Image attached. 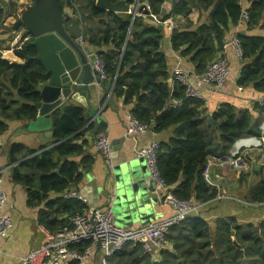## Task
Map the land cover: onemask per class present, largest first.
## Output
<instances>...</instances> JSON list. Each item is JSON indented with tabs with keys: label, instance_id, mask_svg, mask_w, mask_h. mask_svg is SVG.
Listing matches in <instances>:
<instances>
[{
	"label": "trees",
	"instance_id": "1",
	"mask_svg": "<svg viewBox=\"0 0 264 264\" xmlns=\"http://www.w3.org/2000/svg\"><path fill=\"white\" fill-rule=\"evenodd\" d=\"M58 1L69 15L65 27L70 35L82 38L105 61L107 82L114 83L111 101H121L144 124L155 121L158 134L173 129L172 137L161 143L157 158L159 171L173 193L196 204L215 199L218 191L207 183L204 170L209 159L222 160L229 156L241 138L262 137L258 125H252L250 111H239L224 103L208 115L204 102L186 99L184 89L170 82L167 57L161 48L163 32L145 15L133 17L107 11L97 6V0ZM111 1L134 5L137 0ZM165 1L149 0L153 16L162 15ZM21 2L0 4V27L10 17L19 19ZM194 9L199 10L200 18L206 16L205 22L196 28L189 20ZM245 12L247 20L243 18ZM178 16L184 17L185 22L173 30L171 45L197 75H202L211 62L223 56L231 28L244 23L245 31L238 33L245 56L237 85L252 87L264 96V36L253 34L257 29L264 31V0H180L171 6L163 21ZM14 54L24 63H11L0 55V135L8 130L9 121L31 122L37 118L36 103L41 99L38 86L47 80L43 64L36 59L38 52L32 37L16 48ZM173 98L182 100V107H170ZM255 109L264 116V105L257 104ZM210 119L215 129L210 126ZM87 124L83 106H66L53 115V139L59 143L55 148L37 154L38 151L23 144H15L10 150L13 182L26 188L29 207L45 204L48 212H41L39 223L52 233L68 225L66 215L71 217L87 210L79 201L49 199L51 193L72 190L81 180L80 166L72 159L85 154L76 142L94 130L93 125L87 127ZM82 144L89 147L87 140ZM64 158L69 161L61 164ZM84 160L83 165L89 168L92 159L86 154ZM56 170L58 174L53 173ZM251 202L264 203V178L254 190ZM165 241L166 246L152 254L146 253L141 245L128 243L108 261L111 264H264V219L242 224L236 217L226 216L218 218L212 228L206 219L193 214L173 226ZM87 246L71 249L83 251Z\"/></svg>",
	"mask_w": 264,
	"mask_h": 264
},
{
	"label": "crops",
	"instance_id": "2",
	"mask_svg": "<svg viewBox=\"0 0 264 264\" xmlns=\"http://www.w3.org/2000/svg\"><path fill=\"white\" fill-rule=\"evenodd\" d=\"M22 3L25 2H21L20 5H22ZM26 3L29 5L31 4V2ZM142 4L143 2H140V5ZM171 6L172 0H166L163 7L169 12ZM23 9L20 8L19 11H23ZM126 14L131 15L130 13ZM141 15L143 14L137 13V16ZM153 17L155 18L156 16ZM148 19L159 26L160 23L156 20L152 18ZM17 20L18 19L14 17H10L6 20L4 26L0 27V55L2 59L8 60L11 63L23 64L24 60L15 56L14 50L29 40L30 35L23 27L16 31L14 30V25ZM170 20L171 19L166 20L163 23L165 27L162 31L163 41L161 48L167 57L171 77L174 69L179 64L184 65L190 69L194 75H197L194 68L187 64V62L181 58L180 54L174 51L171 45V37L175 28L171 25ZM189 20L193 28H196L200 22H205L206 16L202 15L200 18L199 10L194 9ZM242 31H245L244 23L237 27H232L227 36L228 40ZM253 34L264 36V31L257 29L254 30ZM77 40L78 39H76V41ZM83 45L93 54L97 53L95 48L86 43H83ZM225 57L229 61L231 78L221 89H215L210 85L205 86L204 94L207 100V103H205L207 109L206 114L211 115L224 103L232 104L239 111L249 110L252 116V125H258V129L263 136L261 125L264 121V116L259 113V110L255 109V106L257 104L261 105V102H264V96L256 92L252 87L243 88L238 86L237 80L241 73L242 62L230 48L226 50ZM111 97H108L107 91L96 89L95 97L92 100V109L101 112L100 116L102 120L107 123L108 129L103 135L109 136L112 142H115L113 147L116 145L117 150L113 149L114 166L108 168L104 158L96 150L94 140L99 136H93L92 133L94 130L88 132L84 139H80L76 142L77 145L82 146L85 154L72 159V161L78 163L82 173L81 180L72 190L81 193L83 197L86 198L87 203L85 205L87 209L107 206L113 207V202L109 200L111 197L109 192L112 190V183H114L112 172H114L116 167H120L121 165L129 164L133 166L135 172L138 173L137 177H134L131 181L133 189L136 187L132 191L135 214L131 218L127 216L122 217L118 213L115 215L118 225L124 228L138 229L150 222L159 221L170 216L172 211L164 204L161 196L156 191H151V182L146 175V162L144 158L140 157V151L150 145L153 137L149 133L128 136L126 134V129L130 108L124 106L121 101L112 102ZM66 106L82 105L77 102H71L58 110ZM27 123L29 122L9 121L8 130L0 135L4 141V146L0 148V173L3 177L4 189L7 194V203L2 214L10 216L14 224L13 230L9 236L4 237L0 241L3 248V253L0 255V264H19L20 259L24 255L33 249L39 248L46 242V232L52 233L39 223L41 212H48L45 204L34 208L29 207L27 204L26 188L12 180V169L14 164L11 163L10 150L13 145L23 144L29 150H36L38 151L37 154H40L55 148L59 144L54 141L53 136L46 139L45 144H43L39 139L38 133L25 129L24 126ZM172 131L173 129H170L157 134L156 139L160 143L165 142L172 137ZM83 140L89 142V147L83 146ZM86 154L92 159L89 168L83 165V162H85L84 156ZM226 158H228V156ZM239 158L245 165V169L243 170H235L228 166L219 167L215 164L211 166L210 178L215 186L210 187L218 191L217 197L225 190L229 198L218 199L216 197L207 203H203L194 215L206 219L212 228H214L215 221L218 218L226 216H234L242 224L258 223L264 219V203L251 202L254 190L264 178V147L244 148L241 150ZM209 160L215 161L217 159L211 158ZM65 161H69L68 158L62 159L61 164ZM56 171L53 173L58 174L59 171ZM259 172H261V174H258ZM63 193L64 192L51 193L49 199L54 200L60 197L64 201H78L65 199ZM69 217L70 215L65 216L67 220ZM109 258H106L102 250L96 246L92 250L90 259L84 264H104L105 260L109 263Z\"/></svg>",
	"mask_w": 264,
	"mask_h": 264
},
{
	"label": "built area",
	"instance_id": "3",
	"mask_svg": "<svg viewBox=\"0 0 264 264\" xmlns=\"http://www.w3.org/2000/svg\"><path fill=\"white\" fill-rule=\"evenodd\" d=\"M13 0H0V4H9ZM28 1V0H22ZM180 0H172V5ZM244 20L248 19V14L243 15ZM171 25L174 28L182 25L185 18L182 16L171 17ZM84 43L82 38L77 40ZM232 49L237 58L242 62L244 60L245 51L238 34L232 36L224 43L225 51ZM93 68L98 73L99 78L108 81L106 71V63L97 53L92 55ZM231 78V69L228 59L219 56L209 64L202 75H194L190 69L179 64L173 71V82L181 86L185 91V98L189 100H198L207 103L204 88L205 86H213L215 89H221ZM183 101L173 98L170 101V107H182ZM264 105V102H261ZM156 122L150 125L144 124L136 119L132 114L128 115V125L126 134L128 136H137L139 134L149 133L153 140L150 145L140 151V157L145 159L149 173V179L155 188V191L161 196L162 201L168 206L172 214L159 221L150 222L138 229L124 228L117 224L116 215L109 206L102 208H88L83 214H76L69 217L68 225L55 233L46 232V242L39 248L29 251L24 255L19 264H69L77 262L79 264L86 263L92 254L94 247L98 246L104 253L106 258L112 257L120 253L124 246L128 243L141 245L146 253H156L166 246V235L169 230L184 221L187 217L193 215L201 206L193 200H185L177 197L172 188L162 177L158 168V153L161 143L156 139L155 131ZM263 136L256 138L253 136H245L236 142L230 152L228 158L222 160H209L204 170V178L207 183L214 187L215 184L210 178L211 166L231 167L235 170L245 169V165L239 158L241 150L244 148H261L264 147V121L261 125ZM4 146V141L0 137V148ZM96 150L104 158L108 168L114 166L113 144L107 135H101L94 140ZM63 196L67 200H78L86 204L87 200L83 195L75 190L66 191ZM218 199H227L228 193L223 190L217 197ZM7 203V194L4 189L3 177L0 173V241L4 237L9 236L13 230L14 224L10 216L2 214ZM44 232V231H43ZM88 244L83 250L71 249ZM3 248L0 244V255ZM104 264H110L106 260Z\"/></svg>",
	"mask_w": 264,
	"mask_h": 264
},
{
	"label": "water",
	"instance_id": "4",
	"mask_svg": "<svg viewBox=\"0 0 264 264\" xmlns=\"http://www.w3.org/2000/svg\"><path fill=\"white\" fill-rule=\"evenodd\" d=\"M137 0L134 5H127L124 1L113 3L111 0H97V6L115 13H130L133 17L141 13L148 18L156 20L158 29H164L163 17L168 14L165 7L162 15L155 18L149 9V0L140 5ZM24 10L14 25V30L26 29L33 38V45L37 48L36 59L40 61L47 73V80L38 88L40 101L36 103L37 118L25 124V129L39 134V139L45 144L51 138L54 113L67 103L77 102L86 109L89 121L87 127L94 126L93 136H100L107 132L108 126L101 118V112L92 109V100L96 89L107 91L111 97L114 83L103 81L93 68L92 52L82 43L77 42L65 27L68 14L63 12L58 0H33L29 5L22 3ZM173 82V79H170ZM210 126L215 129L213 119L209 120ZM115 142H112L114 144ZM113 149L117 150L116 145ZM256 165V164H255ZM146 175L149 178L146 166ZM57 172V171H56ZM133 166L129 164L116 167L112 176V190L109 200L113 202L114 213L122 217H132L135 214L134 199L131 181L137 177ZM150 180V179H149ZM151 182V191L155 188Z\"/></svg>",
	"mask_w": 264,
	"mask_h": 264
},
{
	"label": "rangeland",
	"instance_id": "5",
	"mask_svg": "<svg viewBox=\"0 0 264 264\" xmlns=\"http://www.w3.org/2000/svg\"><path fill=\"white\" fill-rule=\"evenodd\" d=\"M23 2H25V3H26V1H23Z\"/></svg>",
	"mask_w": 264,
	"mask_h": 264
}]
</instances>
